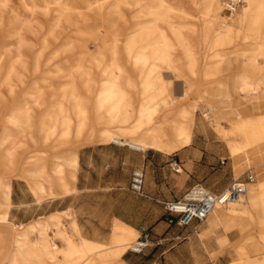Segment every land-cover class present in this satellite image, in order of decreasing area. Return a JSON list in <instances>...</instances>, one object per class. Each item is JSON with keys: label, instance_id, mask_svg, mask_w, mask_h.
<instances>
[{"label": "bare ground", "instance_id": "6f19581e", "mask_svg": "<svg viewBox=\"0 0 264 264\" xmlns=\"http://www.w3.org/2000/svg\"><path fill=\"white\" fill-rule=\"evenodd\" d=\"M196 1L0 0V38L3 34L13 38L10 44L17 52L5 73L1 70L7 55L0 54V172L8 168L14 172L19 163L16 162L18 151L30 146L29 143L35 148H49L53 142L70 144V140L84 138L88 144L114 142L163 153L186 147L192 141L197 104L190 102L177 108L173 82L186 84L184 92L177 97L182 101L192 93L195 80H210L223 66L222 56L212 64L197 60L195 38L198 37H202L205 50L236 51L241 42H251L249 57L243 61L247 72L236 79V90L246 97L258 96L264 83V70L261 72L258 60L264 56V0H243V6L234 10L232 17L223 15L220 0H199L202 12L195 18L187 8L196 9ZM94 16L105 25L93 26ZM192 19L205 21V29L201 32L189 29ZM121 21H131L134 31L124 36L117 28ZM68 29L79 33L81 39L76 40L74 58L57 65L56 84L41 77V53L37 51L42 52L51 39L60 40V35ZM256 39H261V43H252ZM38 40L40 47L33 58L24 57L23 49L34 48ZM99 40L102 46L97 51L90 50V43ZM29 76L33 78L30 85ZM5 89L10 96L22 91L23 98L1 121L3 111L8 108ZM227 96L218 83L213 90L204 89L198 101L208 97L221 101ZM161 105L170 107L165 116L159 115ZM252 105L258 110L264 107V101H254ZM159 117L160 122L142 132L144 125L149 126ZM213 128L215 136L225 140L239 172L244 166H253L258 173L264 170L259 155V145L264 143V116L257 120L240 116L229 127L216 124ZM35 154L23 171L31 181L33 197L41 202L60 193L69 194L66 169L76 166L77 160L59 156L49 161L44 151ZM10 192L11 186L3 184L0 177V210H3L0 225L8 223ZM244 192L239 200L224 205L231 204L232 211L224 209L212 218L231 230L238 228V218L247 216L253 233H246L245 241H257L264 246V177L247 184ZM257 223L261 229L255 232L253 227ZM68 226L72 234L57 216L24 226L11 225L10 233H0V261L4 264H127L122 256L132 247L134 243L131 246L130 243L137 234L129 227L115 223L110 243L105 244L82 237L72 220ZM57 239L62 242L60 248L54 244Z\"/></svg>", "mask_w": 264, "mask_h": 264}, {"label": "crops", "instance_id": "0c3cea01", "mask_svg": "<svg viewBox=\"0 0 264 264\" xmlns=\"http://www.w3.org/2000/svg\"><path fill=\"white\" fill-rule=\"evenodd\" d=\"M241 56L240 53L229 56L231 60L227 61L223 70L217 73L216 77L225 69H231L235 65L240 68L239 73L231 78L232 85L216 82L221 85V89L233 91L237 87L236 79L247 72L242 64L243 60H234ZM199 80L206 81L203 78ZM183 86L185 89L186 84ZM206 88L203 87L199 97ZM246 106L248 108L249 105ZM232 111L234 108L231 106L230 112ZM195 113L194 120H196ZM206 115L204 114L205 117ZM195 122L191 143L168 153L152 148L142 151L119 146L114 142L88 144L83 140L84 138L70 140L69 149L65 150L61 157L67 159L68 156H72L77 160L76 166L66 169L71 192L66 195L60 193L56 197H49L37 203L38 200L30 191V194L16 195L12 188L10 192L12 209L9 215L13 223L24 226L33 221L57 216L61 217L65 226H68L71 220L74 221L78 232L85 239L105 244L110 243L115 223H121L135 231L138 236L144 232L150 236V247L142 254L130 252L123 254L122 260L127 264H216L211 261L210 255L218 252L219 249L222 251L225 245L230 243L227 234L233 229H225L215 218H207L201 223L194 221L187 228H180L168 222L164 208L166 203L178 199L181 192L184 194V191L196 182L193 178H189L183 188H179L177 180L180 173H188L187 169L190 166L195 170L193 166L204 157L203 153L196 157L195 149L192 147L194 138L203 131L202 119ZM170 155H173L172 158L168 157ZM217 164L218 159L214 157L205 166L199 164L197 169L202 174L210 175L216 172V167L213 165L217 166ZM133 169H142L144 172L143 195H137L129 190L130 174ZM212 190L217 191L214 188ZM245 227L252 228L250 224L247 226L245 223L235 228L240 233V239L235 242L238 258H243L244 254L260 252L259 246L245 241ZM253 228L255 232L261 229L258 223ZM219 229L223 231V235L216 238L209 237L207 240L200 239L201 234L205 237ZM68 233L71 231L68 230ZM60 244L62 245V242ZM61 245L56 246L60 248ZM236 258L233 257L226 264L234 263L238 259ZM220 259L222 257H218L217 264H221ZM250 261L244 260L241 264L253 263Z\"/></svg>", "mask_w": 264, "mask_h": 264}, {"label": "rangeland", "instance_id": "374dc122", "mask_svg": "<svg viewBox=\"0 0 264 264\" xmlns=\"http://www.w3.org/2000/svg\"><path fill=\"white\" fill-rule=\"evenodd\" d=\"M79 3L81 2V0H77ZM221 4L223 5L224 3L222 2V0H220ZM189 6V4H187V7ZM196 9L194 10H190L189 8H187V11H190V15L192 17L198 18L199 15L201 14L202 10L200 11V1L197 0L196 1ZM243 6V5H242ZM238 7L237 11L240 10V8L242 7ZM236 11V12H237ZM235 14V12H231L230 10H228L226 8L225 5H223V15L226 17H232V15ZM114 17V16H112ZM129 17V14L128 16ZM234 17V16H233ZM110 18V16H109ZM92 25L93 26H103L105 25V23L101 20V18L94 16L92 19ZM233 25L235 27H237L238 23H236L235 21L232 22ZM205 21H194L192 19V21L189 22V29H195L198 30L199 32H201V30L205 29ZM124 25V26H123ZM81 27V26H80ZM117 28L120 32H122L124 34V36H127L128 33L133 32V23L131 21H121L118 25ZM29 39V38H28ZM32 39V37H31ZM66 39V41H65ZM81 39V35L77 32H72L71 29L69 30H65L61 35H60V40H49L48 45L46 46V48L41 52L37 51V53H41V61H40V70H41V77L50 81H54L56 84L58 83V79L57 77L55 78L54 74L56 73V68L57 65H61L65 63V59H73L74 56L76 55V49H75V45H76V40ZM30 40V39H29ZM0 54L1 52L6 53L7 58L5 60V62L2 65V70L3 73L6 72L7 67L11 64V62L17 57V52L15 50V48L12 46L13 43V38H10L9 36L3 34L0 38ZM31 42L35 43V41L30 40ZM195 41L197 43V47H198V52L196 53L195 57L197 58V60L199 62H202L204 60H207L209 63H214L215 61H217L220 56L223 57V66L221 67V70H223L224 65H226V62L231 60L229 58V56H234L237 55L238 53H240L242 55V57H238V58H234L235 61L238 60H243L245 61L248 57H249V52L251 51V46H249L248 44H250L251 42L248 43H244L241 42L239 44V48L235 51V49H207L205 50V47L203 46V44L201 45V41H202V37H198L195 38ZM261 39H256V41H253L252 43H261ZM102 41H95L93 43H90L89 48H91L90 50H95L98 47L102 46ZM12 46V47H11ZM40 47L39 44V40L36 42V45L34 48H27L28 50H26V47L23 49L24 52V57L26 58H33L34 54L36 53L35 50L37 48ZM48 47V48H47ZM234 50V51H233ZM253 51V50H252ZM59 52H61V56L57 54H59ZM264 56H262L261 58H259V63L261 64V72L264 70ZM243 64V62H242ZM68 67V64L66 65ZM29 69L32 68L31 65H29ZM203 66L201 67V71H202ZM240 71V68H238V66H233L231 69L228 70H224L221 72L220 75H218L215 78H212L210 80H206V81H200V80H195L196 86L194 88V90L192 91L191 94L188 95V97L185 98V100L179 101L177 100V97L180 96L182 90L184 89V86L181 82H173V95L175 97V101L177 102L176 107L179 108L181 106H185V104H189L190 102H196L197 107H196V113H195V119L199 122L202 119V123H203V131L201 134H199V136L197 137H193V148L195 149V153H196V157H199L198 155H200V153H203V159L196 163L193 167L192 170V166H190L187 171L188 173H180V177L177 178L178 180V187L179 188H183V186L185 185V183L187 182V180H189V178H193L196 182L195 183H200L201 185H203L204 187H206L208 190H210L211 192H216L219 193L221 191L224 190L225 187H227L233 180H242L244 179L247 174L251 173L254 176V182H256L258 179L263 178L264 177V170L261 173H258L256 168L253 166H244L242 168V171L239 172L238 169H236V167H234L233 165V159L231 158V156H229V149L226 146V142L225 140L222 138H218L215 136V131H214V125H220L223 124L225 127H229V123L236 120L237 117L240 116H249L250 118L257 120L260 117L264 116V107L260 108V109H256L255 106H253V102L254 101H258V100H263L264 101V83L261 84L260 86V91L258 96H253V97H246L243 94H240L237 92L236 89H234L233 91H228L225 90L226 93L228 94V96L226 98H222L221 101H217L215 98H211L208 97V99L203 100V102L198 101V97L200 95V92L202 91L203 87H208L211 90L215 89L217 87V83L216 82H222L223 84L226 85H232L231 83V78L233 75L238 74ZM168 76V74H167ZM32 79L31 76H29L27 78V83L30 85L32 83ZM201 79V78H200ZM97 85V82H95ZM16 84L14 83V86ZM237 85V84H236ZM18 91V90H17ZM17 95H13L10 96L8 94V91L5 89L4 90V96H5V104L8 107L7 110L3 111L2 113V118L1 121L3 120L4 116L9 109L14 106L15 104H18L19 102H21L22 98H23V93L22 91L17 92ZM234 95L232 98L231 96ZM243 103V104H241ZM246 105H249L248 108ZM231 106L234 108V111L230 112V108ZM170 109L169 106H164L161 105L158 108L159 111V115H167L168 110ZM208 109V110H207ZM204 114H208L210 116V118H208V115H206V117L204 116ZM166 117H170L169 115ZM160 120V117L157 118L156 121H154V123L150 124L149 126H143L142 131L149 129V127H152L154 125H156ZM132 125V122H131ZM1 132H2V126L0 124V137H1ZM69 141V140H68ZM70 143V142H69ZM30 146L18 151V158L16 156V162L18 163L17 169L13 172L11 169H5L4 173L0 172V177L2 180V183L5 184H9L11 186V190L12 188L14 189V193H16V195H19L20 193H28L30 194L31 192V181L28 180L27 177H25V175L23 174V171L25 169V167L27 166V163L29 162V158L31 159L32 157L36 156V152H40V151H44L45 153L48 154V159L49 161H52V158H59V156L61 157V155L64 153L65 150L69 149L70 144H64L61 142H53L51 144V146H49V148L47 147H40V148H35L31 145V143H29ZM95 144H101V143H95ZM94 144V146H95ZM43 148V149H42ZM79 148H81V146H79ZM260 148V152L259 155H261V160L260 162H264V143L259 145ZM51 153V154H50ZM173 155H170L168 157L172 158ZM214 157H217L218 159V164L217 166L213 165L214 167H216L215 169V173H211L210 175H206V174H202L199 172V170L197 169L198 165L201 164L203 166H205V164H207L208 161H212V159ZM4 162H6V164H8V161L5 159ZM259 162V164H260ZM212 166V167H213ZM211 167V166H210ZM174 172V171H173ZM190 175V176H189ZM206 175V176H205ZM262 176V177H261ZM259 177V178H257ZM217 189V191H213L212 189ZM30 191V192H29ZM183 192H181L179 198L183 195ZM32 194V192H31ZM178 198V199H179ZM30 199V198H29ZM37 201V200H36ZM37 203H40L39 201H37ZM229 209L230 211H232L233 206L231 204L224 206L222 208H217L214 210V212L212 214H210L208 216V219L215 217L216 214H219L221 211L223 212L224 209ZM10 209H12V204ZM9 209V211H10ZM219 210V211H218ZM9 211H8V223L4 224V225H0V233L1 234H6V233H10L11 231V225H15L20 226V225H16L13 223V219L12 217H10L9 215ZM3 213V210H0V214ZM66 216V215H65ZM48 220V218H44L42 220L39 221H45ZM34 222V221H33ZM238 222V224H240L241 226L243 225V223H245V225H249L247 216H243L242 218H238V220L236 221ZM65 225V222H63ZM68 230L69 226H66ZM237 228V227H236ZM246 228V233L248 235H251L253 233L252 228L250 227H245ZM53 230V228H51ZM67 230V232H68ZM229 234H227L228 236V240H229V244L225 245V248L216 253H213L210 255V259L212 262H216L218 261V257H222V259H220V263L221 264H226L227 262H229L233 257L234 258H238L237 256V247H236V240L240 239V233L239 230L237 229H233ZM52 232L48 231V234H51ZM52 235V234H51ZM223 235V231L222 230H216L214 233H211L207 236H202V234L200 235V239L201 240H207V238L209 237H219ZM138 237V235L136 234L134 236V240L131 241L130 246L134 243V241L136 240V238ZM36 238V234L33 235V237L31 238V241H35ZM56 242L57 246H60L61 242H58L59 240H54V244ZM256 246L260 247V252H254V253H248V255L244 254V256H242L243 258H236L237 260L232 263V264H241L244 260L246 261H250L253 263L250 264H264V246H261L257 241L253 242ZM129 246V247H130ZM128 252V250L126 251ZM262 255V257H261ZM255 256L259 257L256 258ZM255 258V259H254ZM244 259V260H243ZM0 264H4V261H0Z\"/></svg>", "mask_w": 264, "mask_h": 264}, {"label": "built area", "instance_id": "2783aa9c", "mask_svg": "<svg viewBox=\"0 0 264 264\" xmlns=\"http://www.w3.org/2000/svg\"><path fill=\"white\" fill-rule=\"evenodd\" d=\"M222 2L231 12L243 4V0H222ZM144 180L143 170L133 169L130 174L129 190L137 195H143ZM253 181L254 176L249 173L242 180H233L219 193L211 192L200 183H195L188 187L179 199L169 201L164 205L168 222L180 228H187L194 221L204 222L215 208H222L229 202L239 200L245 193L246 185ZM150 244V236L144 232L128 249V252L142 254L146 248L150 247Z\"/></svg>", "mask_w": 264, "mask_h": 264}]
</instances>
